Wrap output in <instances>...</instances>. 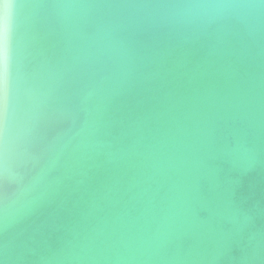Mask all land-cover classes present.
I'll list each match as a JSON object with an SVG mask.
<instances>
[{"label": "water", "instance_id": "1", "mask_svg": "<svg viewBox=\"0 0 264 264\" xmlns=\"http://www.w3.org/2000/svg\"><path fill=\"white\" fill-rule=\"evenodd\" d=\"M13 14L0 264H264V0Z\"/></svg>", "mask_w": 264, "mask_h": 264}, {"label": "snow or ice", "instance_id": "2", "mask_svg": "<svg viewBox=\"0 0 264 264\" xmlns=\"http://www.w3.org/2000/svg\"><path fill=\"white\" fill-rule=\"evenodd\" d=\"M22 0H0V124H2L7 103L8 69L10 45L14 31L13 10Z\"/></svg>", "mask_w": 264, "mask_h": 264}]
</instances>
